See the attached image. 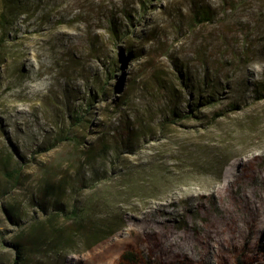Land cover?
I'll list each match as a JSON object with an SVG mask.
<instances>
[{"label": "rangeland", "instance_id": "obj_1", "mask_svg": "<svg viewBox=\"0 0 264 264\" xmlns=\"http://www.w3.org/2000/svg\"><path fill=\"white\" fill-rule=\"evenodd\" d=\"M48 217L120 227L28 264H264V0H0V264Z\"/></svg>", "mask_w": 264, "mask_h": 264}, {"label": "trees", "instance_id": "obj_2", "mask_svg": "<svg viewBox=\"0 0 264 264\" xmlns=\"http://www.w3.org/2000/svg\"><path fill=\"white\" fill-rule=\"evenodd\" d=\"M200 14L201 16H206L207 13L203 11ZM171 114L175 116L176 112L172 110ZM88 124H90V121H88ZM103 148L102 152L105 151ZM91 150L93 149H88L87 151ZM16 174L17 172L11 170L10 176ZM119 227L120 225H117L105 233H98L100 228L88 227L83 221H74L72 225L58 224L52 217H48L44 221H34L30 227V232H21L14 236L12 247L16 255L12 264H28L30 256L42 251L44 246L49 244H51V248L60 246L58 247L60 251L69 250L71 249V243L78 237L85 240V249H89L97 242L112 235ZM157 245L154 235H150L147 246L156 251ZM121 259L126 260L128 264H138L139 262L132 250L123 251Z\"/></svg>", "mask_w": 264, "mask_h": 264}]
</instances>
